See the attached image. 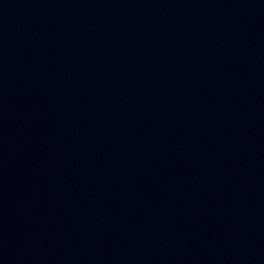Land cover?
I'll use <instances>...</instances> for the list:
<instances>
[{
    "label": "water",
    "instance_id": "water-1",
    "mask_svg": "<svg viewBox=\"0 0 264 264\" xmlns=\"http://www.w3.org/2000/svg\"><path fill=\"white\" fill-rule=\"evenodd\" d=\"M0 181L120 264H264V0H0Z\"/></svg>",
    "mask_w": 264,
    "mask_h": 264
}]
</instances>
